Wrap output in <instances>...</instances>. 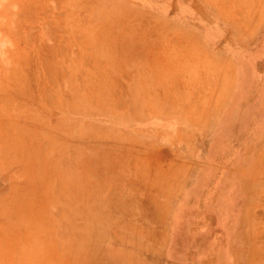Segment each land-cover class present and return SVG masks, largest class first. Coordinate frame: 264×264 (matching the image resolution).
<instances>
[{"label":"rangeland","instance_id":"374dc122","mask_svg":"<svg viewBox=\"0 0 264 264\" xmlns=\"http://www.w3.org/2000/svg\"><path fill=\"white\" fill-rule=\"evenodd\" d=\"M0 264H264V0H0Z\"/></svg>","mask_w":264,"mask_h":264},{"label":"crops","instance_id":"0c3cea01","mask_svg":"<svg viewBox=\"0 0 264 264\" xmlns=\"http://www.w3.org/2000/svg\"><path fill=\"white\" fill-rule=\"evenodd\" d=\"M222 23V24H221ZM257 30L254 32L256 34ZM228 27L222 22L221 18H210L208 16V51L215 50V57L220 60H249L252 55V37L244 35L243 32H234L233 38L226 40Z\"/></svg>","mask_w":264,"mask_h":264}]
</instances>
